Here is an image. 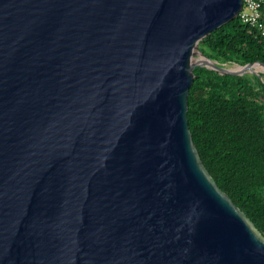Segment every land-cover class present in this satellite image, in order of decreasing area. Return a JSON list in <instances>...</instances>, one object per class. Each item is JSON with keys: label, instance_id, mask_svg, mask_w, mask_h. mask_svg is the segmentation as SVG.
Masks as SVG:
<instances>
[{"label": "water", "instance_id": "1", "mask_svg": "<svg viewBox=\"0 0 264 264\" xmlns=\"http://www.w3.org/2000/svg\"><path fill=\"white\" fill-rule=\"evenodd\" d=\"M243 0H0V264H264L193 142L199 47ZM258 69V70H257Z\"/></svg>", "mask_w": 264, "mask_h": 264}, {"label": "trees", "instance_id": "2", "mask_svg": "<svg viewBox=\"0 0 264 264\" xmlns=\"http://www.w3.org/2000/svg\"><path fill=\"white\" fill-rule=\"evenodd\" d=\"M260 18L264 22V0ZM199 47L220 64H264V34L239 15ZM193 74L187 118L199 156L264 238V73L220 74L194 65Z\"/></svg>", "mask_w": 264, "mask_h": 264}, {"label": "built area", "instance_id": "3", "mask_svg": "<svg viewBox=\"0 0 264 264\" xmlns=\"http://www.w3.org/2000/svg\"><path fill=\"white\" fill-rule=\"evenodd\" d=\"M263 0H243V5L239 11L242 22L256 28L261 34H264V22H262L261 5Z\"/></svg>", "mask_w": 264, "mask_h": 264}, {"label": "rangeland", "instance_id": "4", "mask_svg": "<svg viewBox=\"0 0 264 264\" xmlns=\"http://www.w3.org/2000/svg\"><path fill=\"white\" fill-rule=\"evenodd\" d=\"M235 65H236V63H229V66L230 67H235ZM258 70V69H257ZM257 74V73H256ZM260 78H262V77H260Z\"/></svg>", "mask_w": 264, "mask_h": 264}]
</instances>
